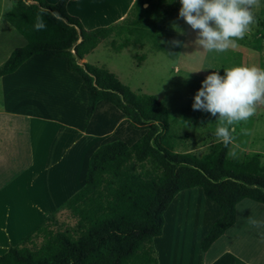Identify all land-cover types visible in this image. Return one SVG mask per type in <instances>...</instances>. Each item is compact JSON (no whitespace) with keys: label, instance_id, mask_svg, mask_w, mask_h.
I'll use <instances>...</instances> for the list:
<instances>
[{"label":"crops","instance_id":"crops-1","mask_svg":"<svg viewBox=\"0 0 264 264\" xmlns=\"http://www.w3.org/2000/svg\"><path fill=\"white\" fill-rule=\"evenodd\" d=\"M44 1L53 5L59 0ZM133 1L69 0L66 10L92 30L122 20ZM13 5L14 0H0V66L26 44L4 19ZM67 65L65 57L34 55L0 77V262L12 249L42 256L39 251L48 250L59 235L75 241L106 218L144 219L148 202L138 215L124 198H112L125 197L128 181L120 175L125 165L108 169L91 186L85 177L91 156L101 147L117 141L131 147L146 130L135 129L105 101L87 120L85 84ZM137 170L142 172L140 166ZM146 171H151L146 180L157 176L149 165ZM67 172L71 180L66 185ZM133 175L130 171V180ZM196 189L174 197L162 234L145 238L123 264H264V227L248 224L249 217L264 221V206L250 200L236 205L235 224L202 255L201 242L222 212ZM33 197H60V204L48 209ZM135 202L143 206L141 198ZM32 220L38 223L31 231Z\"/></svg>","mask_w":264,"mask_h":264},{"label":"trees","instance_id":"trees-1","mask_svg":"<svg viewBox=\"0 0 264 264\" xmlns=\"http://www.w3.org/2000/svg\"><path fill=\"white\" fill-rule=\"evenodd\" d=\"M68 1L59 0L51 5L44 0H14L4 19L26 44L15 49L0 66V77L14 73L34 55L67 58L68 70L77 73L85 84L87 120L96 105L105 101L119 110L135 129L146 130L143 138L131 147L117 141L96 151L90 158L85 183L91 186L108 169L125 165L120 171L123 180L128 181L122 193L125 197L112 198H124L129 209L138 210V215L143 214L147 202L148 206L144 207L143 220L122 222L106 218L75 241L59 235L58 240L48 243V250L39 251L42 256L12 249L0 264H123L145 238L162 234L163 215L174 197L193 188H201L204 196L222 212L201 242L204 255L235 224L239 202L250 200L264 206V167L259 159L229 158L230 146L226 148L221 142L209 145L200 157L189 150L178 153L177 136L161 101L153 95L130 90L108 69L83 62L111 37V48L116 52L149 44L152 50L177 59L184 35L191 29L179 18V0H134L122 20L92 30H86L79 19L67 13ZM261 1L260 68L264 69V0ZM37 15L46 24L44 30L34 28ZM115 39L121 42L117 44ZM145 165L157 173L154 179H145L151 174L145 172ZM138 166L142 172L137 170ZM130 171L134 173L131 180ZM109 191L120 195L119 190L109 188ZM140 198L142 207L135 202Z\"/></svg>","mask_w":264,"mask_h":264},{"label":"rangeland","instance_id":"rangeland-1","mask_svg":"<svg viewBox=\"0 0 264 264\" xmlns=\"http://www.w3.org/2000/svg\"><path fill=\"white\" fill-rule=\"evenodd\" d=\"M259 9L260 7L254 9L256 23L251 26L245 37L238 41L239 46L223 53L198 49L195 45L196 32L189 29L184 35L182 49L175 60L152 50L149 44L142 47L129 46L116 52L111 48V37L103 41L86 61L108 69L130 90L153 95L161 101L169 114L170 127L177 136L176 151L183 153L184 150H189L200 157L209 145L219 141L214 135L216 117L207 112L193 110L194 96L202 81L213 71L224 75L223 69L232 66L260 68L263 51L260 47ZM115 40L117 44L121 42ZM108 106L113 113H119L112 105ZM241 126L250 129L251 135H240ZM234 135L237 137L236 142L243 148V151L238 150L237 159L247 161L257 157L264 167V105L258 106L256 115L246 125H238ZM80 164L83 165L79 163V166ZM80 167H77V171ZM64 178L66 185L70 184L69 172ZM196 191L201 193L200 197H204L200 188ZM33 200L39 201L48 209L57 208L60 204V197H33ZM15 208H18L17 204ZM37 223L32 220L29 229L32 231Z\"/></svg>","mask_w":264,"mask_h":264},{"label":"clouds","instance_id":"clouds-1","mask_svg":"<svg viewBox=\"0 0 264 264\" xmlns=\"http://www.w3.org/2000/svg\"><path fill=\"white\" fill-rule=\"evenodd\" d=\"M182 18L196 32L195 45L207 52L223 53L237 48L256 23L254 9L260 0H179ZM34 28L44 30L46 24L37 15ZM179 46V41L174 42ZM224 75L213 71L202 81L194 96L193 110L216 117L214 135L229 148L228 156L237 158L243 148L234 135L238 125H246L264 105V69L256 66H232L224 68ZM240 135H251V130L241 126ZM255 228L264 227V221L248 218Z\"/></svg>","mask_w":264,"mask_h":264}]
</instances>
